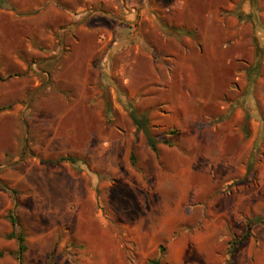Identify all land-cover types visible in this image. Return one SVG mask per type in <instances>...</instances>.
<instances>
[{"label":"rangeland","instance_id":"rangeland-1","mask_svg":"<svg viewBox=\"0 0 264 264\" xmlns=\"http://www.w3.org/2000/svg\"><path fill=\"white\" fill-rule=\"evenodd\" d=\"M263 217L264 0H0V264H264Z\"/></svg>","mask_w":264,"mask_h":264},{"label":"trees","instance_id":"trees-1","mask_svg":"<svg viewBox=\"0 0 264 264\" xmlns=\"http://www.w3.org/2000/svg\"><path fill=\"white\" fill-rule=\"evenodd\" d=\"M129 115H130V117H131V119L133 121V124H134L136 130L137 131L141 130L144 133L145 138H146V141H147L150 149L152 150V152H154L156 155H158L157 144H158L159 140L157 138L153 137L149 133V130H148V117H147V115L144 114V113L143 114L138 113L133 107L130 108ZM171 132L173 133L174 131H171ZM162 141L164 143H169V141L167 139H162ZM130 159H131V162L134 161V155L132 153L130 155ZM55 161L56 162L69 161L71 163H74L75 162V159L73 157H71V156H68V157L61 156V157H58L57 159H55ZM250 166H251V163L248 164V168H250ZM10 219L12 221V225L15 226V219L12 217L11 214H10ZM259 220L260 221L264 220V217L263 218H260ZM15 235H16L17 239L19 240V251H22L23 252L25 250V245L23 243L24 237H23L22 234L15 233L14 231L11 232L10 234H8L9 237H13ZM248 235H249V231H246L244 233V235H243V238H246ZM238 241H236V240H229L228 241V246H229L228 247V251H227L228 252V256H231L232 257L233 252H234V249H235V245L237 244Z\"/></svg>","mask_w":264,"mask_h":264},{"label":"crops","instance_id":"crops-1","mask_svg":"<svg viewBox=\"0 0 264 264\" xmlns=\"http://www.w3.org/2000/svg\"><path fill=\"white\" fill-rule=\"evenodd\" d=\"M56 2V0H54V3Z\"/></svg>","mask_w":264,"mask_h":264}]
</instances>
